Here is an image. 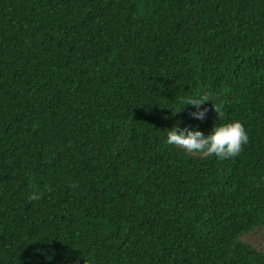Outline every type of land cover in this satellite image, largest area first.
Listing matches in <instances>:
<instances>
[{
	"label": "trees",
	"instance_id": "16d2710c",
	"mask_svg": "<svg viewBox=\"0 0 264 264\" xmlns=\"http://www.w3.org/2000/svg\"><path fill=\"white\" fill-rule=\"evenodd\" d=\"M233 119L235 156L165 142ZM258 228L264 0H0V264H264Z\"/></svg>",
	"mask_w": 264,
	"mask_h": 264
},
{
	"label": "clouds",
	"instance_id": "9594fccd",
	"mask_svg": "<svg viewBox=\"0 0 264 264\" xmlns=\"http://www.w3.org/2000/svg\"><path fill=\"white\" fill-rule=\"evenodd\" d=\"M183 106L190 105L192 109L188 115L197 120H203L208 111L206 101H211L208 93L198 96L181 98ZM204 107H201V105ZM181 107V108H182ZM216 114L222 111V105H213ZM180 108V109H181ZM165 142L178 146L185 152L195 153L201 156L215 155L217 158H227L237 155L241 147L248 140V133L239 119H233L224 123H214L209 131L204 132L197 125L189 126L177 121L169 128H165ZM36 194H29V199H35Z\"/></svg>",
	"mask_w": 264,
	"mask_h": 264
},
{
	"label": "rangeland",
	"instance_id": "374dc122",
	"mask_svg": "<svg viewBox=\"0 0 264 264\" xmlns=\"http://www.w3.org/2000/svg\"><path fill=\"white\" fill-rule=\"evenodd\" d=\"M243 239L257 247L264 245V233L259 228L256 229L254 233L244 236Z\"/></svg>",
	"mask_w": 264,
	"mask_h": 264
}]
</instances>
